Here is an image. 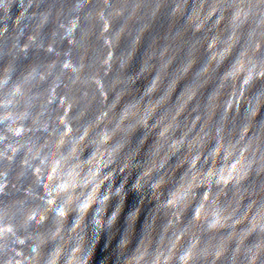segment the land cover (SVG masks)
I'll use <instances>...</instances> for the list:
<instances>
[{
    "label": "clouds",
    "instance_id": "clouds-1",
    "mask_svg": "<svg viewBox=\"0 0 264 264\" xmlns=\"http://www.w3.org/2000/svg\"><path fill=\"white\" fill-rule=\"evenodd\" d=\"M0 264H264V0H0Z\"/></svg>",
    "mask_w": 264,
    "mask_h": 264
},
{
    "label": "water",
    "instance_id": "water-1",
    "mask_svg": "<svg viewBox=\"0 0 264 264\" xmlns=\"http://www.w3.org/2000/svg\"><path fill=\"white\" fill-rule=\"evenodd\" d=\"M131 202H132V200H131V198H130L129 203L131 204ZM102 256H103V253H100V257H101V258H102Z\"/></svg>",
    "mask_w": 264,
    "mask_h": 264
}]
</instances>
